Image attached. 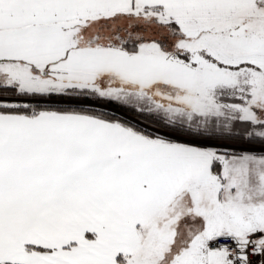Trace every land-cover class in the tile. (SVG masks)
I'll return each instance as SVG.
<instances>
[{"label":"snow or ice","instance_id":"snow-or-ice-1","mask_svg":"<svg viewBox=\"0 0 264 264\" xmlns=\"http://www.w3.org/2000/svg\"><path fill=\"white\" fill-rule=\"evenodd\" d=\"M0 264H264V0H0Z\"/></svg>","mask_w":264,"mask_h":264}]
</instances>
